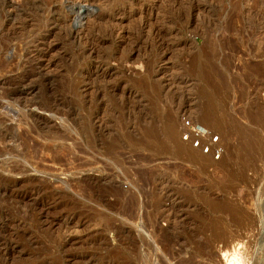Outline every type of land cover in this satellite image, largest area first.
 <instances>
[{"label": "rangeland", "instance_id": "1", "mask_svg": "<svg viewBox=\"0 0 264 264\" xmlns=\"http://www.w3.org/2000/svg\"><path fill=\"white\" fill-rule=\"evenodd\" d=\"M2 239L0 264H264V0H0Z\"/></svg>", "mask_w": 264, "mask_h": 264}, {"label": "built area", "instance_id": "2", "mask_svg": "<svg viewBox=\"0 0 264 264\" xmlns=\"http://www.w3.org/2000/svg\"><path fill=\"white\" fill-rule=\"evenodd\" d=\"M181 139L214 161L220 160L226 152V144L218 132L185 114L181 120Z\"/></svg>", "mask_w": 264, "mask_h": 264}, {"label": "bare ground", "instance_id": "3", "mask_svg": "<svg viewBox=\"0 0 264 264\" xmlns=\"http://www.w3.org/2000/svg\"><path fill=\"white\" fill-rule=\"evenodd\" d=\"M174 138H175V136L172 135V139H174ZM5 244H7V241H3V239L0 240V246L5 245ZM228 261H229L228 264H242L241 261L235 256H233Z\"/></svg>", "mask_w": 264, "mask_h": 264}]
</instances>
